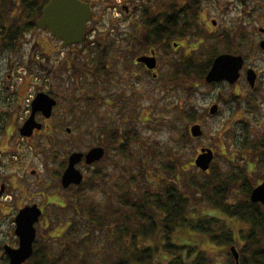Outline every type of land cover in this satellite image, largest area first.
Returning <instances> with one entry per match:
<instances>
[{"label": "rangeland", "instance_id": "rangeland-1", "mask_svg": "<svg viewBox=\"0 0 264 264\" xmlns=\"http://www.w3.org/2000/svg\"><path fill=\"white\" fill-rule=\"evenodd\" d=\"M92 1L96 7L92 25L97 28L96 37L101 38L112 34L110 30L113 23L118 27V31H123L128 24L131 25L134 21L135 15L131 19L130 14H125L123 10L125 5L132 7L136 4L139 7H145L141 5L145 4L146 0ZM165 1L169 3L174 0ZM200 1H203L200 8L204 9L207 18L217 21V33L230 26L229 29L235 34L221 39L218 36L207 35L203 44L200 43V46L195 44L198 47H195L194 51L200 55L197 57L202 60L205 57L203 53L210 51L214 45L222 52L223 47L231 46V41L237 45L239 37L243 34L248 42L247 47L241 49L243 52L247 50L249 58L245 59L241 78L237 84L225 85L220 82L209 87H202L200 93H197L191 100L185 98L181 89L173 91L163 88L162 80L169 65L162 59L160 61L164 63L158 69L157 79L151 76L134 78L132 72L136 69L132 67L131 62L127 59H115L114 53L109 49L110 58L107 65L113 72V76L102 84L94 83L84 77L77 80L68 79L62 71L65 68L69 71L72 69L69 64L72 50L63 47L61 42L54 39L48 31H36L35 36L31 37L20 56L13 57L8 53L0 52V151L3 152L4 160V168L0 176L4 180L7 176H14L17 180L16 189L12 188V182L8 196L0 199V264H8L3 260V246L17 245L14 235V217L17 207L33 204L44 207L41 221L35 224L36 233L39 232L41 235L45 233H50L55 237L62 235L60 231H63L65 226L69 225L70 220L75 218L74 209L65 206L68 201L72 200L75 189L63 190L60 185V175L70 153H86L89 149L100 146L97 144L100 136L98 128L100 130L101 128H119L118 131L124 134L128 131V135L137 134L138 139L128 142L130 152H134L135 156H123L115 151H106V156L95 166L85 168L84 165L82 167L76 165L85 181L84 196L80 201L85 206L93 207L97 216L107 213L109 203L113 209L118 207L116 200L118 193L126 189L124 181L132 176L131 169L135 168V161L148 145L159 146V154L161 157L166 156L165 161L173 157L165 150L166 147L181 149L179 151L181 161L191 164L192 170L199 176L200 170L194 166V160L201 148H209L215 154L217 153V157L213 160L220 170L233 171L231 162L234 161L237 164L236 161L239 160L235 157L236 147L232 146L233 139L230 137L226 139L224 135L227 130H234L236 127L242 131L241 128L246 127L245 134L250 135L251 140L264 139V52L259 51L257 47L258 27L264 26L262 24L264 16H246L245 23L239 22V18L243 20L239 14L241 10L239 0ZM259 2L262 5L264 0H257L252 6H257ZM247 7H250L249 4ZM197 29V31L201 30ZM191 35L184 46L186 48L192 46L191 44L195 41V32L193 31ZM226 40L229 41L226 42ZM34 43L38 44L39 52L48 55L47 67L54 68L59 73L56 79L51 76L48 79L41 78L42 71L37 72L38 67L36 66L33 67L34 76L29 77L25 73L23 61L30 45ZM183 51L184 48H180L181 54ZM75 61L78 63V60ZM247 68L253 69L257 74L254 90L249 88L245 80ZM48 91L56 93L59 101L58 106L52 110V116L47 124H42L45 128L48 124L51 126L50 130H47L49 134L44 131H35L30 138H21L17 129L30 113L29 102L36 93ZM94 93L102 102L99 103L96 99L98 105L95 104L94 107L85 109V97ZM213 103L218 106L217 115L211 117L207 113L206 116L199 117L202 121L198 118L193 123L187 124V129L193 124H199L204 132L203 135L196 138L191 136L193 140L190 144L180 145L178 137L183 124L180 119H175L173 107L178 105L187 109L192 105L195 111L202 113L205 110L208 111ZM71 110L75 112L72 114L69 112ZM37 121L41 122L39 118ZM66 129L70 132L67 133ZM155 145L153 150L157 148ZM157 161L159 160L154 161V164ZM240 164L239 161L238 166ZM94 172L100 173L101 177H92ZM133 188L132 185V192L135 189ZM234 189L236 190L231 197L233 199L241 192V189ZM10 197H13V202L8 206L6 203ZM219 216L223 218L220 213ZM74 220L77 224V219ZM72 232L84 235L87 230L83 224L76 225V229ZM111 234V227L92 233L94 236L98 235V240L91 244L94 245L91 249L93 253L85 256L88 263L105 264L103 260L106 251L103 249L102 252L99 248L106 244L105 237ZM50 242L52 244L51 253L55 255L60 250L59 245L56 238ZM217 262L223 264L224 255L218 256Z\"/></svg>", "mask_w": 264, "mask_h": 264}, {"label": "trees", "instance_id": "trees-1", "mask_svg": "<svg viewBox=\"0 0 264 264\" xmlns=\"http://www.w3.org/2000/svg\"><path fill=\"white\" fill-rule=\"evenodd\" d=\"M48 2L49 0H0V52L13 57L20 56L36 31H48L45 27H37L42 9ZM160 6L158 2L152 5L155 8ZM152 17L154 15L150 14L146 20ZM112 26L118 28L114 23ZM86 36L87 33L84 32L80 44L68 46L72 50L69 57L72 69L69 71L65 68L62 72L68 79L84 77L94 83L105 84L113 76L107 65L111 40L109 35L105 38L97 37L94 41L97 49L93 51ZM143 38L141 33L138 38L140 40L136 43L139 44ZM239 38L241 40V36ZM147 41V46L153 45L152 39ZM247 42L246 38L245 47ZM194 43L199 46L203 44L198 41ZM216 48L218 47L214 45L210 51L203 53L205 57L202 60L194 50L189 56L182 55L172 63L170 73L163 78V88L173 91L181 89L185 98L191 100L200 93V88L209 87L204 78L214 57L224 52L230 53L229 49L233 47H223V52ZM86 51L89 52L88 56H94L89 57L87 67H91L83 69L79 61L77 63L75 60ZM248 55L245 57L249 58ZM48 63V55L38 51V44L30 45L23 61L26 74L34 76L33 67L36 66L37 72L42 71L41 78L51 76L56 79L59 73L54 68L47 67ZM95 98V93L85 97V109L99 104ZM173 111L175 119H180L183 124L178 137L179 144L188 145L193 138L187 124L206 116L207 110L199 113L192 105L187 109L176 105ZM69 112L73 114L75 111ZM198 120L202 121V118ZM98 129L100 136L97 144L105 148V154L106 151H115L123 156H135L134 152H130L128 142L137 141V134L128 135L129 131L124 134L118 131L119 128ZM241 130L235 127L224 134L226 139H233L235 157L241 162L238 166L239 161H236L237 164L230 161L233 171L229 172L220 170L214 163L217 153H214L215 158L211 160L209 169L206 172L199 171L197 176L191 164L181 161V149L166 147L165 150L173 157L165 161L166 156L161 157L159 154V146L154 144L157 148L153 150L154 145H148L135 161V168L131 169L132 176L125 179L126 189L118 193V207L113 209L109 203L104 215L97 216L93 207L85 206L80 201L84 196L85 181L79 186L71 187L75 189V193L65 206L74 209L77 224L71 219L69 225L60 231L62 235L56 237L50 233L41 235L37 232L33 253L24 264H94L85 260V256L94 247L91 244L98 240V235L94 236L92 233L96 230L103 231L106 227L112 228V234L105 237L106 244L99 248L102 252L103 249L106 251L103 260L105 264H220L217 262L220 255L225 257L223 264H236L229 251L232 246L238 254V264H264V205L250 201L252 188L264 181V139L253 141L250 135L245 134L246 127ZM44 133L49 134L48 131ZM232 156L234 158L233 154ZM156 160H159L157 165L154 164ZM92 177L100 178L101 174L94 172ZM132 185L135 188L133 192ZM234 188L241 189V192L233 199ZM41 219L42 217L39 222ZM73 222L76 225L84 224L86 234H79L78 230L72 232L76 229ZM54 238L60 248L55 255L51 253L50 242Z\"/></svg>", "mask_w": 264, "mask_h": 264}, {"label": "flooded vegetation", "instance_id": "flooded-vegetation-1", "mask_svg": "<svg viewBox=\"0 0 264 264\" xmlns=\"http://www.w3.org/2000/svg\"><path fill=\"white\" fill-rule=\"evenodd\" d=\"M150 1L151 0H146L145 4L141 5L145 7H139L136 4H133L132 7H129V5H125V7L123 8L125 14H130L131 19L135 15V17H133L134 21L131 23V25L128 24L125 30L123 31H118V28H111L110 30L112 33L111 35H109L110 40H111L110 51L114 53L115 59H121V60L127 59L131 62L132 67L136 69L135 72H132V76L134 78L135 77L139 78L140 76L141 77L151 76L153 79H157L159 77L158 69L161 67V64L164 62L168 63L169 65V67L165 71V75L169 74L170 73L169 71L172 69L173 62H176L177 59H180L181 55L189 56L191 51L195 50V43L191 44L192 46H189L187 48L184 47L187 40L191 38L192 36L191 34L193 31L195 32L194 42L196 41L203 42L204 38L207 35L218 36V38L221 39L222 37L223 38L230 37L233 34L231 29H229L230 26L223 28L222 32L217 33L216 31L218 29L217 21L213 20L212 18L208 19L204 9L200 8V4L203 1L185 0L182 3L180 2L182 0H174L169 3H167L165 0H152V2ZM83 2L88 3L91 7V10L93 11L92 17L89 19V21L85 25V32L87 33L86 38H88L89 34H91L92 32L96 33L97 31V28L93 29L94 26L92 25V20L94 19V16H95L94 10L96 7L93 4L94 2L92 0L83 1ZM155 2H158L161 6L158 8L152 7V5ZM239 2H240V9H241L239 11V14H240V17H243L242 21H241V18H239L240 20L239 22L245 23L246 16L248 17H263L264 16V2L262 3V5L260 2L257 3V6L255 7L254 5L252 6V4L256 3L257 0H239ZM248 4L250 7H247ZM261 9H263V11H261ZM150 14L154 15V17L150 19L151 21L149 19L148 21L146 19H147V16ZM155 22H158V23H155ZM197 28L201 30L197 31L198 30ZM89 31L90 33L88 34ZM141 33L144 35V38L141 39L139 44H137L136 42L140 40L138 38L141 35ZM258 33H259V38H258V43H257L258 46L257 45L256 46L258 47L259 51L264 52V50L260 49V42L264 41V26L263 25L258 27ZM147 39L153 40V42H151L153 43L152 46L151 45L147 46V44L149 43ZM226 41L228 42L229 40H226ZM240 41L241 42H238L237 47H236V43L231 41L230 48L233 47L237 49L231 48L229 49L230 53L229 52L227 53L224 52V53L232 54V55H241L242 57H245L246 55H248L249 53L247 52V50L243 52V50L241 49L245 47V39H244L243 34H241ZM143 47L145 48L143 49ZM91 48L93 51H96L97 44H95ZM180 48H184V51L182 54L180 53ZM88 53L89 52L86 51L84 55H82L81 57H78V61L81 64L83 69L91 67V66L87 67V65L90 62L89 57H93L94 54H91L90 56H88L89 55ZM139 57H148V58L154 57L156 61L155 68L150 70L147 68V66L144 63L137 62V59ZM160 59H162L164 62L160 61ZM256 83H257V79H256L255 84ZM47 93L51 94V97L57 100L56 106H58L59 104L58 95L54 93L53 91H48ZM36 118H39V120L45 125L48 122V120L43 119L41 114H37ZM50 128L51 126L48 124V126L46 128L44 127L42 130L45 132L47 130H50ZM2 153L3 152L0 151V175L4 168V160L2 157ZM78 165L82 167L84 165L83 161L79 163ZM12 182H13L12 188L16 189L17 180L15 179L14 176H7L5 180L2 179V176H0V199H2L4 196H8L7 193L9 192V187ZM12 202H13V197H10L9 201L6 204H8L9 206L10 204H12ZM37 206L40 208L42 212V215H41L42 217L44 207L42 205H37ZM21 208L22 207L20 208L17 207L16 214ZM15 217H14V220H15ZM4 247L5 246H3V254H4L3 260L4 262L9 263V258L5 253ZM10 247L17 248V245L10 246Z\"/></svg>", "mask_w": 264, "mask_h": 264}, {"label": "water", "instance_id": "water-1", "mask_svg": "<svg viewBox=\"0 0 264 264\" xmlns=\"http://www.w3.org/2000/svg\"><path fill=\"white\" fill-rule=\"evenodd\" d=\"M91 16L92 11L88 3L80 0H49L42 9V16L37 22V27L47 28L53 37L62 42L63 46L76 45L82 42L85 25ZM260 47L264 50V41L260 42ZM137 62L144 63L150 70L156 66L154 57H139ZM243 63L244 60L241 55H218L214 58L204 80L207 84L226 82L232 85L240 78V70L243 67ZM255 79V72L252 69H248L246 80L250 87L254 86ZM55 105V99L48 94L37 93L32 100L29 116L18 129L19 135L23 138H29L35 130H41L42 124L36 121V114L40 113L44 119H49ZM217 112L218 106L216 104L212 105L208 110L211 116ZM66 132L69 133V129H66ZM189 133L193 138H196L203 134V130L199 124H193L189 128ZM104 153V148L97 146L89 149L86 153L74 152L69 154L67 166L61 175L62 187L67 188L70 185H79L83 180V175L76 168V165L81 160L86 165H92L100 161ZM212 159V150L201 148L200 153L194 160L195 167L202 172H206ZM250 201L264 205V182L252 189ZM41 215L42 212L36 204L25 206L18 211L14 220V233L18 238V247H4L9 258V264H24L31 257L33 242L36 237L35 223L39 221ZM230 253L235 263L238 264V254L233 246L230 247Z\"/></svg>", "mask_w": 264, "mask_h": 264}]
</instances>
